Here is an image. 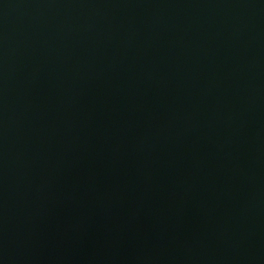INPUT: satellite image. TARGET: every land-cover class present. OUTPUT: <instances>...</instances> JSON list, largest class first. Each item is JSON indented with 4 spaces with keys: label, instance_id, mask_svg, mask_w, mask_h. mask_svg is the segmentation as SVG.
<instances>
[{
    "label": "water",
    "instance_id": "95a60500",
    "mask_svg": "<svg viewBox=\"0 0 264 264\" xmlns=\"http://www.w3.org/2000/svg\"><path fill=\"white\" fill-rule=\"evenodd\" d=\"M0 264H264V0H0Z\"/></svg>",
    "mask_w": 264,
    "mask_h": 264
}]
</instances>
